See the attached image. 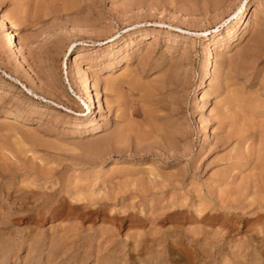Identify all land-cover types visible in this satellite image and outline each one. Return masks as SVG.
Returning a JSON list of instances; mask_svg holds the SVG:
<instances>
[{"label":"rangeland","instance_id":"obj_1","mask_svg":"<svg viewBox=\"0 0 264 264\" xmlns=\"http://www.w3.org/2000/svg\"><path fill=\"white\" fill-rule=\"evenodd\" d=\"M0 15L21 47L0 28V264H264V0Z\"/></svg>","mask_w":264,"mask_h":264},{"label":"bare ground","instance_id":"obj_2","mask_svg":"<svg viewBox=\"0 0 264 264\" xmlns=\"http://www.w3.org/2000/svg\"><path fill=\"white\" fill-rule=\"evenodd\" d=\"M248 4H249V2L244 7L245 11L248 10ZM243 17H244V12H240V14L236 18L235 24H239L240 25V23H241V25H243L244 24ZM249 22H250V19L247 20V23H249ZM0 28L3 29V31L6 30V33L4 35L5 41L8 42V43H13V45H15L17 51L21 52V47L19 45L20 42L17 41V37H18L19 34L17 33V31L14 28H12V26H10L8 24V19H7V17L5 15H0ZM232 29H233L232 25L231 24H227L226 27L223 30H225L226 34H228V36L230 37ZM219 35H220L219 29H213V31L210 33L209 37H207L204 40L203 48L205 50V57H204V62L203 63L208 65V67H210L212 65V57H211L212 56V50H211L212 38L218 37ZM73 55H74V58L71 61L72 66H73V63H75L77 61V58L81 55V53H80V51H77ZM72 68H74V67H72ZM86 68L81 69V72L85 73L84 79H83V85L80 88L82 90L83 96L85 97V99L83 100V106H84L83 108L85 110H87V111L88 110L90 111L89 113H91V115L89 116V118L92 117L93 120L97 121L98 117H97L96 112H95L96 94L94 93V90L92 89V85L90 83L89 74H87ZM97 101H98V99H97ZM104 127H105V123L104 122H101V121L95 122L93 124V127L91 128L92 129L91 131H92V133L93 132H99V131L103 130ZM120 132H122L121 133L122 137L121 136H118V137L119 138L120 137L123 138V136H124L123 133L124 132L123 131H120ZM120 132H119V135H121ZM210 132H211V129H209L208 125H207L206 126V131L204 132V134H207V133H210ZM124 140H125V138H124Z\"/></svg>","mask_w":264,"mask_h":264}]
</instances>
